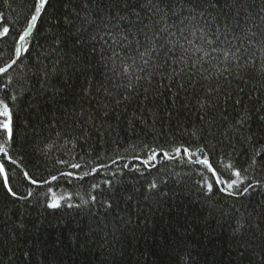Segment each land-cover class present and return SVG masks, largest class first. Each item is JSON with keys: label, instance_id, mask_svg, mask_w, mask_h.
I'll return each instance as SVG.
<instances>
[{"label": "trees", "instance_id": "1", "mask_svg": "<svg viewBox=\"0 0 264 264\" xmlns=\"http://www.w3.org/2000/svg\"><path fill=\"white\" fill-rule=\"evenodd\" d=\"M254 2V11L258 12L260 0ZM27 3L28 0H12L9 8L0 0V12L4 13L0 24L10 28V35L24 23ZM52 3L57 14L63 11L61 0ZM248 40L253 43L249 44ZM261 40L264 37L259 35L243 40L247 51L239 58V66L231 56L227 63L220 56L213 66L205 65L206 70L191 80L165 79L157 74L151 83L142 81L138 94H129L115 114L105 118L102 135L89 127L87 140L81 135L80 114L87 116L91 112L100 117L101 105L110 109L114 106L113 98L105 95V88L115 91L108 80L112 74L99 53H90L87 47L74 48L69 37L63 59L43 86L36 81L35 68L10 69L9 87L19 97L15 110L18 138L11 153L17 164L10 165L14 169L10 175L20 194L27 190V185L21 183L23 170L50 179L60 171L83 175L96 164L109 167L82 180L60 178L53 182L51 186L58 195L63 192L70 196L69 203L79 207H68L61 201L60 208H48L44 196L34 195L29 201H20L10 216L0 215L3 264H177L178 258L185 264H258L264 233L249 225L260 221L264 229V207H261L264 191L240 199L219 192L206 197L196 183L200 180L199 165L158 157L155 166L146 168L141 161L147 158L145 145L157 151H171L181 144L196 143L195 137H200V143L206 141L210 148L213 162L220 159L241 169L247 165L252 146L241 137L251 134L255 148L264 147V43ZM39 43L43 45L44 41L41 39ZM13 52L11 39L0 41V66H6L14 58ZM43 53L44 49L37 48L33 56L39 54L51 70L57 57L44 59ZM249 57L256 62L254 68L245 64ZM225 68L228 71L220 75ZM113 83H127V80L114 77ZM209 89L215 91L209 95ZM242 116L248 118L247 126L239 135L234 134L230 126ZM95 123L99 126L102 121L97 118ZM117 144L121 146L119 151ZM131 145L136 146L135 153ZM134 154L141 159L133 160ZM117 156L125 159L112 165V159ZM59 160L67 163L59 164ZM261 160L264 152L258 157ZM73 162L84 167L70 169L68 164ZM124 164L128 168L119 177L122 193L133 195V200L120 201L117 213L123 220L114 221L117 213L105 218L99 205L90 202V196L97 195L91 186L112 178L108 173ZM137 167L143 176L133 170ZM247 175L246 182L264 183L262 167L249 169ZM153 179L159 185L158 192L145 193L146 183ZM48 187L33 191L44 192ZM3 195L0 189V198ZM101 221H106V227ZM237 221L244 227L240 228ZM13 232L16 235L9 238ZM252 247L257 255L246 251Z\"/></svg>", "mask_w": 264, "mask_h": 264}, {"label": "snow or ice", "instance_id": "2", "mask_svg": "<svg viewBox=\"0 0 264 264\" xmlns=\"http://www.w3.org/2000/svg\"><path fill=\"white\" fill-rule=\"evenodd\" d=\"M11 3L12 0H4V4L9 8ZM260 3V10L256 12L254 0H61L63 11L57 14L53 10L52 0H28L24 23L16 29L15 34L10 35V28L0 24V41L4 38L11 39L14 50V58L6 66H0V80L7 81L0 83V189L4 193L3 198H0V215L10 216L20 201H29L34 195L44 196L48 208H60L61 201L68 207H79L69 203L70 196L66 197L63 192L58 195L51 186L53 182L60 178L82 180L85 176L96 175L109 167L102 163L96 164L83 175H77L73 171H60L58 175H51L50 179L38 178L23 170L21 183L27 185V190L23 195L20 194L19 189L11 183L13 176L10 175L14 171L10 165L17 164L11 153L18 138L15 110L19 98L16 91L9 87L12 84V78L7 76L10 69L14 66L35 68L36 81L43 86L55 71V65L63 59L69 37L74 41V48L87 47L90 53H99L100 60L109 67L112 74L108 80L115 91L105 88V95L113 98L114 106L110 109L107 105H101L100 117H95L91 112L87 116L80 114L81 135L87 140L90 135L89 127L98 135H102L105 118L114 115L115 109L128 100L129 94H138L142 81L151 83L157 74L165 79L187 77L191 80L198 72L206 70L205 65L213 66V62L220 56H223L225 63L231 56L239 66V58H243L242 53L247 51L243 40L248 36L264 37V28L261 27L264 24V0H260ZM3 18L4 13L0 12V20ZM252 28L256 31L253 32ZM41 39L44 41L43 45L39 43ZM248 43L252 44L253 41L248 40ZM261 43H264V40H261ZM37 48L44 49V59H50L53 55L57 57L52 61L51 70L43 64L39 54L33 56V51ZM25 61L30 63L25 64ZM255 63L251 57L245 60V64L253 68ZM224 71L228 69H223L219 74L222 75ZM114 77L124 78L127 83H113ZM179 86L183 88V83ZM120 89H124V92H120ZM214 91L215 89H209L208 94L211 95ZM97 118L102 121L99 126L95 123ZM247 120L246 116H242L229 130L239 135L247 126ZM195 139L196 143L181 144L171 151H157L145 145L147 158L141 163L146 168L153 167L160 157L169 161L182 160L188 165H199L200 180L196 183L206 197L219 192L240 199L264 191V183L259 180L254 183L246 182L249 169L264 168V160L258 161L264 147L256 149L252 144L251 134L241 137L247 145L252 146L248 163L242 169L233 163L226 164L220 159L213 162L206 141L200 143V137ZM116 147L117 151L121 148L119 144ZM129 147L135 153L136 146ZM120 159L125 158L117 156L112 159V165H117ZM132 159L141 158L134 154ZM58 163L67 162L59 160ZM68 167L81 169L84 166L73 162L68 164ZM126 168L127 164L118 166L116 171L108 173L112 178L91 186L97 195H91L90 202L99 205L105 218L117 213L121 200H133V195L122 193V181L119 180ZM133 170L143 176L139 167ZM45 185L49 186L46 191H33L34 188L39 189ZM158 190L159 185L155 179L145 185V193L156 194ZM145 198L147 199V196ZM84 203L88 204L89 201ZM113 220L122 221L123 217L117 213ZM101 223L106 227V221ZM237 223L240 228L244 227L240 221ZM260 224L261 222L257 221L249 227L264 233ZM240 228L236 231H240ZM14 235L15 232L9 234V238ZM246 251L257 255L254 247L247 248ZM243 254L242 252L241 255ZM22 255L26 257L27 253ZM0 264H3L2 260ZM177 264L185 262L178 258ZM258 264H264V247L261 248Z\"/></svg>", "mask_w": 264, "mask_h": 264}]
</instances>
